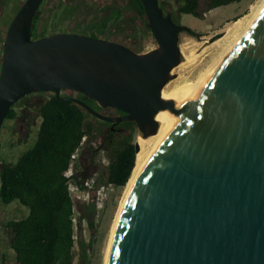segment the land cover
<instances>
[{"label": "water", "instance_id": "obj_1", "mask_svg": "<svg viewBox=\"0 0 264 264\" xmlns=\"http://www.w3.org/2000/svg\"><path fill=\"white\" fill-rule=\"evenodd\" d=\"M42 1L26 0L8 30L0 131L9 109L33 93L52 92L112 125L132 122L141 139L157 133L159 114H174L130 189L107 264H264V6L179 109L163 91L181 62L179 33L190 29L158 0H140L156 43L143 53L77 34L31 40ZM61 91L123 115H102Z\"/></svg>", "mask_w": 264, "mask_h": 264}, {"label": "trees", "instance_id": "obj_2", "mask_svg": "<svg viewBox=\"0 0 264 264\" xmlns=\"http://www.w3.org/2000/svg\"><path fill=\"white\" fill-rule=\"evenodd\" d=\"M126 1L135 12L134 17L117 6H108L107 15L99 22L91 24L89 35L103 39L115 36L120 41L123 38L115 30L128 29L129 37L134 41L129 48L136 53H142L145 41H155L147 28L146 15L140 0ZM158 1L164 14H169L171 18L184 14L204 19L209 11L241 0ZM188 33L197 37L192 30ZM118 40L115 42L119 43ZM61 92V98H75L76 93ZM43 94H48L49 97L38 104L37 113L41 121L33 146L22 152L14 164L0 167V203L7 205L17 202L28 208L29 213L25 218L6 220L2 224L10 233L9 248L14 253L15 264H73V249L76 246L79 247L81 262L85 264L88 244H85L82 236L78 237L74 233L75 202L68 191L69 178L66 172L74 162L72 157L81 148L83 141L94 136L95 124H108L94 118L83 107L71 101L58 100L52 92ZM76 98L105 115L104 110L94 101L81 95ZM22 100L23 98L9 109L6 121L16 119V107ZM108 111L121 113L111 108ZM117 125V131L110 132L105 139L111 141L109 143L112 148L105 172L99 175L96 183L124 188L135 165L133 139L136 128L132 122ZM121 125L128 128L127 132L118 129ZM70 178L73 179L74 176ZM77 185L81 187L80 183ZM80 224L79 221L81 230ZM87 226L91 232L94 231L92 221H88Z\"/></svg>", "mask_w": 264, "mask_h": 264}, {"label": "rangeland", "instance_id": "obj_3", "mask_svg": "<svg viewBox=\"0 0 264 264\" xmlns=\"http://www.w3.org/2000/svg\"><path fill=\"white\" fill-rule=\"evenodd\" d=\"M259 1L241 0L240 2L220 6L209 11L204 19L184 14L180 16L176 15L172 18L175 23L186 26L195 32L197 37H193L187 32L179 33L181 62L173 69V78L166 84L164 92H169L172 89L170 86L183 75L187 77L188 81H193L194 78L205 72L222 52L223 47L218 46L216 41H222L227 35H231L233 33V21L245 15L250 16L251 6H256ZM170 4L173 6L172 3ZM52 20H55V17H52ZM117 32L124 36L128 44L132 45L134 43L132 38H126V35L129 33L128 29L117 30ZM216 34L223 35L216 41L209 43L208 40ZM155 47L156 43L148 40L145 41L142 51L147 52ZM181 83H184V81ZM64 94L67 93L64 92ZM78 96L74 95L75 98ZM47 97H49L48 94L43 93H34L24 97L16 107V119L13 121L5 120L3 122L0 131V167L14 164L22 152L33 146L36 139V130L41 121L37 113L38 104ZM95 127L94 136L83 141L67 173L74 176L72 179L74 184L80 183L82 186L86 181L96 183L99 175L105 172L108 164V156L112 147L111 143L105 140L106 126L96 123ZM118 129H124L125 132L128 130L125 125L119 126ZM137 141L138 138L135 133L133 144ZM95 189L100 191L97 193V197L102 195V209H98V202L96 204L94 202L95 198L92 197H86L81 201H74V233L78 237L79 235L82 236L85 244H88L85 264L104 263L111 228L125 191V187H110L98 183H96ZM90 204H93L92 207H90ZM28 213V208L19 205L17 202L7 205L0 203V226L3 227L2 237H4L3 234L5 232L2 222L25 218ZM79 221L81 222V230L79 228ZM88 221L93 222V232L87 226ZM3 241H5V244L7 243L6 238ZM3 246H0V249H4V252H7V247ZM73 254V264H83L79 257L80 251L78 246L74 247Z\"/></svg>", "mask_w": 264, "mask_h": 264}, {"label": "flooded vegetation", "instance_id": "obj_4", "mask_svg": "<svg viewBox=\"0 0 264 264\" xmlns=\"http://www.w3.org/2000/svg\"><path fill=\"white\" fill-rule=\"evenodd\" d=\"M25 1L26 0H0V71L3 61L4 43L7 38L9 27ZM108 6H117L125 10L129 15L135 16V12L129 7L126 0H43L32 19L30 39L37 40L55 34H77L91 37L89 35L91 24L99 22L101 18L107 15ZM52 17H55V20H52ZM124 29L125 28H117L115 32L118 34L117 30ZM120 36L123 38L120 41L116 39L117 37L115 36L104 40L111 42L118 40L119 43H115L129 48L131 44H128L123 35ZM127 37L130 38L129 33L126 35V38ZM102 110H104L105 116L109 117L123 115V113L115 114L113 111H108V108ZM107 124L105 139L108 138L110 132L115 133L117 131L116 127L118 126L110 123ZM108 141L111 142L110 140Z\"/></svg>", "mask_w": 264, "mask_h": 264}, {"label": "bare ground", "instance_id": "obj_5", "mask_svg": "<svg viewBox=\"0 0 264 264\" xmlns=\"http://www.w3.org/2000/svg\"><path fill=\"white\" fill-rule=\"evenodd\" d=\"M263 6H264V0H260L256 6L253 5L251 6L250 16L245 15L233 21L232 23L233 33L231 35H227V37H225V39H223L222 41L219 40L216 41L218 46L223 47L222 52L220 53L218 58H216L213 61L212 65L205 72L200 74L198 77L194 78V80L192 79L193 81H188L187 77H185L184 75L181 76V78L178 81L174 82L170 86L172 87V89L169 92L163 91V97L171 100L175 107L182 109V107L187 102H189L192 98L197 96L198 92L205 87L208 80L211 78L215 69L220 64L224 56L229 52V50H231V48L241 39V37L249 29V27L251 26V24L253 23L254 19L257 17ZM182 81H184V83H181ZM158 121L160 122V126L155 135L150 136L146 139L138 138L137 142L139 145V151L135 156V165L130 175V178L126 183L123 198L121 200V203L119 205L117 214L115 216L111 228V233H110L109 242L103 264L108 263L111 244L115 235L118 222L120 220V215L123 211L127 197L130 193V189L132 185L135 183L137 177L139 176L145 159L154 151L155 147L162 139V137L175 124L174 114L172 112L161 113L158 115Z\"/></svg>", "mask_w": 264, "mask_h": 264}, {"label": "built area", "instance_id": "obj_6", "mask_svg": "<svg viewBox=\"0 0 264 264\" xmlns=\"http://www.w3.org/2000/svg\"><path fill=\"white\" fill-rule=\"evenodd\" d=\"M72 158L74 160L75 156H73ZM71 166H72V164H71ZM68 171L66 172V176L69 178L68 191H69L71 197L73 198V201H81V200L85 199L86 197L87 198L92 197V198H95L94 202H96V204L98 202V206H97L98 209H102V197H101L102 195L97 197V193H99L100 191L95 189L96 184L93 181H86L84 184H82L81 187H79L77 184H74L72 182L73 180H72V178H70L72 176H71V174H67ZM100 203H101V205H100Z\"/></svg>", "mask_w": 264, "mask_h": 264}, {"label": "crops", "instance_id": "obj_7", "mask_svg": "<svg viewBox=\"0 0 264 264\" xmlns=\"http://www.w3.org/2000/svg\"><path fill=\"white\" fill-rule=\"evenodd\" d=\"M3 227L0 226V246L2 247H7V252L5 251L4 252V249H0V264H15V256H14V253L13 251L9 248V236H10V233L5 229L4 231V237H2V233H3V230H2ZM5 238L7 239V243L5 244ZM12 253H11V252ZM8 255V256H7ZM10 259V260H9ZM9 260V261H8Z\"/></svg>", "mask_w": 264, "mask_h": 264}]
</instances>
